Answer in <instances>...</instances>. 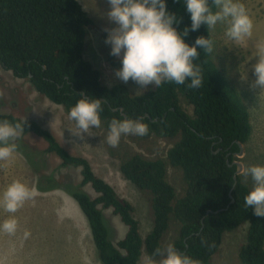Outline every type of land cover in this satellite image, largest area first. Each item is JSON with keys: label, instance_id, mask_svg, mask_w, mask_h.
Masks as SVG:
<instances>
[{"label": "trees", "instance_id": "1", "mask_svg": "<svg viewBox=\"0 0 264 264\" xmlns=\"http://www.w3.org/2000/svg\"><path fill=\"white\" fill-rule=\"evenodd\" d=\"M166 4L177 16L178 31L190 28L184 0H166ZM92 27L94 21L78 0H0L2 69L28 79L40 95L68 113L83 95L100 99V119L106 132L112 119L126 117L148 125L145 137L174 141L166 159L151 160L135 153L120 166L127 181L151 195L153 227L143 237L133 205L94 172L88 159L71 155L39 123L0 112V120L24 124L23 133L43 138L49 145L47 152L56 155L63 167L80 169L81 187L90 185L96 196L83 188L69 190V194L88 222L100 262L139 264L144 251L151 255L157 247H164L163 239L177 221L175 248L202 264H213L226 233L248 225L240 264H264V217L254 215L244 203L253 184L245 183L242 175L237 182L234 178L237 166L233 163L240 145H247L253 133L251 115L239 89L215 64L212 52L202 49L194 61L203 70L199 89H189L190 81H186L184 85L164 83L133 95L126 85L107 86L101 72L84 56ZM198 36L213 41L206 25L189 31L184 39L192 45ZM182 98L192 106V114L182 105ZM169 166L183 173L186 188L181 197L168 179ZM106 209H112L127 227L117 243L109 237L103 215ZM202 240L214 246L208 247Z\"/></svg>", "mask_w": 264, "mask_h": 264}, {"label": "rangeland", "instance_id": "2", "mask_svg": "<svg viewBox=\"0 0 264 264\" xmlns=\"http://www.w3.org/2000/svg\"><path fill=\"white\" fill-rule=\"evenodd\" d=\"M94 21L89 30L85 58L101 72L107 86L126 85L133 95L155 88L149 85L141 89L135 82L124 83L115 76L121 65V57L111 56V46L105 43V29L115 27L107 18L108 0H78ZM253 20L252 35L241 42L226 36L227 25L217 23L211 29L213 37L212 59L239 89L250 112L253 133L244 147V155L237 162L243 165L241 175L245 183L252 185L244 170L252 165L264 166V90L254 87L256 79L252 66L257 62V51L264 44V0H240ZM184 108L192 114L193 108L185 98ZM0 112L23 120H33L48 129L57 141L73 156L88 159L94 172L107 181L118 195L134 207V217L140 222L141 235L145 237L153 227L151 195L137 189L121 174L120 166L132 154L147 159H166L173 147V140L156 136L141 137L122 135L117 147H110L104 124L79 131L70 120L63 106L56 105L40 95L28 79L14 76L0 66ZM81 136L83 138H81ZM18 149L7 167H0V195L15 179H20L33 190L32 199L25 202L14 215L18 219L15 233L0 231V264H102L98 257L88 222L69 190L83 188L92 197L96 194L90 185L81 187L80 169L63 167L61 160L47 152L48 143L41 137L22 133L16 141ZM3 164V162H0ZM168 179L181 197L186 188L183 173L168 167ZM10 214L0 208V223ZM110 240L117 243L124 238L127 227L112 209L103 210ZM179 224L174 221L163 239V245L175 244ZM248 225L224 235L223 243L213 258V264H240L239 253L246 244ZM147 255L144 251L139 261Z\"/></svg>", "mask_w": 264, "mask_h": 264}, {"label": "clouds", "instance_id": "3", "mask_svg": "<svg viewBox=\"0 0 264 264\" xmlns=\"http://www.w3.org/2000/svg\"><path fill=\"white\" fill-rule=\"evenodd\" d=\"M110 10L107 18L115 27L105 29V43L111 46L110 55L121 57V67L115 76L124 83L129 80L146 89L149 85L158 87L164 83L184 85L199 89L203 84L202 68L195 63L198 49L207 53L213 51L211 39L198 36L192 45L185 42L189 31H197L201 25L215 28L225 23L226 36L241 42L252 35L253 20L240 0H184L186 12L190 14L191 25L183 32L178 31L179 21L175 13L167 9L166 0H108ZM215 6L216 11H213ZM257 62L252 66L254 87L264 90V44L258 47ZM103 111L100 99L83 95L70 109L68 117L75 122L78 132L90 133V129L101 124ZM24 132V124L8 119L0 120V167H7L18 149L16 141ZM146 136L149 127L140 120L112 119L109 124L107 143L110 147L119 145L122 135ZM81 138H83L81 136ZM244 176L251 177L253 186L244 197L246 208H252L257 217H264V166L252 165L244 170ZM34 192L20 179L13 180L0 195V208L10 214L0 223V231L16 232L18 219L14 215ZM202 244L212 247L206 240ZM142 264H202L187 254H181L173 244L157 247L151 255L142 258Z\"/></svg>", "mask_w": 264, "mask_h": 264}, {"label": "water", "instance_id": "4", "mask_svg": "<svg viewBox=\"0 0 264 264\" xmlns=\"http://www.w3.org/2000/svg\"><path fill=\"white\" fill-rule=\"evenodd\" d=\"M114 111H117V109H115ZM121 111H122V109H121ZM126 118V117H125ZM243 155H244V147H243V145H240V152L237 154V156L239 157V158H241V157H243ZM233 165H235V166H237V170H236V174H235V181L237 182V177L239 176V175H241V173H242V171H243V165L240 163V162H237V161H235L234 163H233ZM233 165H231V166H233ZM232 202H234V200H232ZM211 211H209V213H210ZM218 212V211H217Z\"/></svg>", "mask_w": 264, "mask_h": 264}]
</instances>
